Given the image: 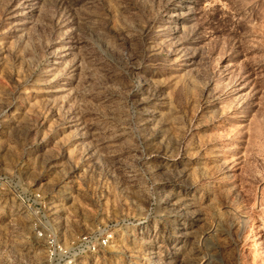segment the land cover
<instances>
[{"label":"rangeland","instance_id":"374dc122","mask_svg":"<svg viewBox=\"0 0 264 264\" xmlns=\"http://www.w3.org/2000/svg\"><path fill=\"white\" fill-rule=\"evenodd\" d=\"M0 175V264H264V0H0Z\"/></svg>","mask_w":264,"mask_h":264},{"label":"built area","instance_id":"2783aa9c","mask_svg":"<svg viewBox=\"0 0 264 264\" xmlns=\"http://www.w3.org/2000/svg\"><path fill=\"white\" fill-rule=\"evenodd\" d=\"M15 183L12 178L0 175V191H12L15 189ZM46 239L47 245V255L48 258L52 261H57L59 258L66 257L68 253L64 246L60 244V242L56 239L55 236L52 235H43ZM94 238L92 236H85L83 238H79L76 241V245H93L94 251L100 248H105L108 246L110 239L106 237H102L96 239L92 242Z\"/></svg>","mask_w":264,"mask_h":264}]
</instances>
